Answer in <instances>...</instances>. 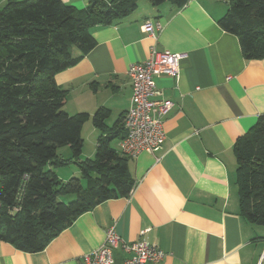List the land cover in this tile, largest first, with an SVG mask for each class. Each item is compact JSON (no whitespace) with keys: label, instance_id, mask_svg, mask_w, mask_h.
Here are the masks:
<instances>
[{"label":"crops","instance_id":"0c3cea01","mask_svg":"<svg viewBox=\"0 0 264 264\" xmlns=\"http://www.w3.org/2000/svg\"><path fill=\"white\" fill-rule=\"evenodd\" d=\"M62 1L78 9L88 4ZM226 9L222 0L181 7L140 0L125 18L94 28L95 45L54 75L66 90L64 104L90 115L106 107L113 124L130 105L129 65L145 61L151 46L184 53L177 78L154 79L156 98L174 103L164 116V139L156 151L127 160L135 183L128 196L80 214L41 251L0 240V264H80L112 225L123 240H146L164 252L151 264H264V225L240 214L233 150L264 115V56L244 58L237 36L218 24ZM146 19L161 22L156 38L142 31ZM126 255L112 251L115 264Z\"/></svg>","mask_w":264,"mask_h":264},{"label":"trees","instance_id":"16d2710c","mask_svg":"<svg viewBox=\"0 0 264 264\" xmlns=\"http://www.w3.org/2000/svg\"><path fill=\"white\" fill-rule=\"evenodd\" d=\"M137 1L88 0L82 9L62 0L0 6V240L19 250H43L80 214L134 187L129 158L117 148L126 134L123 115L108 125L103 106L92 115L66 112V90L54 75L95 45L94 28L125 18ZM148 1L181 7L187 0ZM218 24L237 36L245 59L264 56V0H227ZM89 119L99 133L93 157L81 159V128ZM61 146L71 157L58 152ZM233 150L240 214L264 225V115ZM70 161L80 176L62 180L55 168Z\"/></svg>","mask_w":264,"mask_h":264},{"label":"built area","instance_id":"2783aa9c","mask_svg":"<svg viewBox=\"0 0 264 264\" xmlns=\"http://www.w3.org/2000/svg\"><path fill=\"white\" fill-rule=\"evenodd\" d=\"M141 29L156 38L162 24L158 20L146 19ZM184 56V53L151 46L145 61L129 65L127 73L131 82V97L122 119L126 134L118 142L121 154L134 158L141 151L154 152L161 146L164 116L174 103L170 99L156 98L160 92L156 89L154 79L160 75L177 78L180 60ZM116 247L127 254L120 264H151L164 257L161 249L146 240H123L112 225L106 229L102 243L80 257V264H115L112 251Z\"/></svg>","mask_w":264,"mask_h":264},{"label":"rangeland","instance_id":"374dc122","mask_svg":"<svg viewBox=\"0 0 264 264\" xmlns=\"http://www.w3.org/2000/svg\"><path fill=\"white\" fill-rule=\"evenodd\" d=\"M223 4H226L227 1L222 0ZM138 4H140V0L137 1ZM1 6V5H0ZM66 112L70 113V114H74L75 110L72 109V103L69 102L66 105L64 104L63 107ZM69 110H72L69 112ZM113 122L112 118L108 119V124L111 125ZM81 135L83 138V144H82V148H81V159H85V158H92L94 155V150H95V139L98 135V130H95L94 128H92L90 119L87 120V122H84L83 124V128H81ZM91 129H93V131H91ZM115 146V144H114ZM58 152L64 157V158H69L71 157L72 153L69 149L68 146H61L58 149ZM56 174L58 175L59 178H65L64 180L68 179L71 176H80V172H79V167L78 165L74 162V161H70L68 162V164L63 165V166H58L55 168ZM72 172L73 175H72ZM83 181V180H82ZM84 183V181H83ZM65 196H63L64 199ZM66 200H68V198L70 197H65Z\"/></svg>","mask_w":264,"mask_h":264}]
</instances>
